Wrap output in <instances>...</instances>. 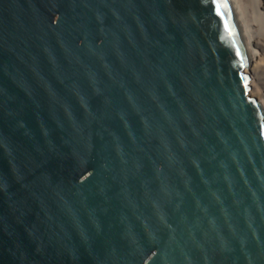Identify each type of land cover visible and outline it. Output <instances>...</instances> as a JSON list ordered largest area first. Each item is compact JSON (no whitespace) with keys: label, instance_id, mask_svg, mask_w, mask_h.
Returning a JSON list of instances; mask_svg holds the SVG:
<instances>
[{"label":"water","instance_id":"obj_1","mask_svg":"<svg viewBox=\"0 0 264 264\" xmlns=\"http://www.w3.org/2000/svg\"><path fill=\"white\" fill-rule=\"evenodd\" d=\"M243 0H0V264H264V109Z\"/></svg>","mask_w":264,"mask_h":264},{"label":"bare ground","instance_id":"obj_2","mask_svg":"<svg viewBox=\"0 0 264 264\" xmlns=\"http://www.w3.org/2000/svg\"><path fill=\"white\" fill-rule=\"evenodd\" d=\"M247 6H251L252 8H255V11L257 10V7L259 5V0H243ZM257 14L255 17L258 19L259 22V28L258 31H260L257 35V38L254 37V39L250 42V47L254 50L257 49V47H260V41L264 38V19L261 17L259 12H256ZM257 31V30H256ZM254 31V32H256ZM252 32V31H251ZM252 33L254 36L256 33ZM263 47V45H261ZM261 48V47H260ZM257 51V50H256ZM261 57L254 56L253 60H250L248 64V68H246V72L250 78V95L255 97L258 102L262 105L264 109V68L261 62Z\"/></svg>","mask_w":264,"mask_h":264},{"label":"rangeland","instance_id":"obj_3","mask_svg":"<svg viewBox=\"0 0 264 264\" xmlns=\"http://www.w3.org/2000/svg\"><path fill=\"white\" fill-rule=\"evenodd\" d=\"M259 12V14L261 15V17L264 19V0H259V5L257 7V10L255 11V8H252L251 6H248V12H249V29L252 31V33L254 31V33H256L254 35V37L257 38V35L260 31H258L259 28V22L258 19L255 17V15L257 14L256 12ZM260 44L263 45V47L260 45V47H257V51L259 52L258 55L261 57V62L264 68V38L260 41Z\"/></svg>","mask_w":264,"mask_h":264}]
</instances>
